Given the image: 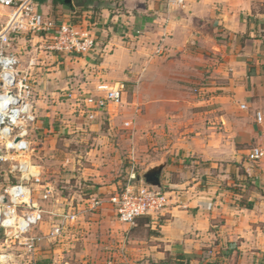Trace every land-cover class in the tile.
Here are the masks:
<instances>
[{
    "label": "crops",
    "instance_id": "0c3cea01",
    "mask_svg": "<svg viewBox=\"0 0 264 264\" xmlns=\"http://www.w3.org/2000/svg\"><path fill=\"white\" fill-rule=\"evenodd\" d=\"M170 1L176 0H64L55 7L54 0H38L48 19L91 24L100 41L93 54L65 56L46 51L33 36L34 48L40 45L32 53L41 59L28 66L34 127L42 129L57 114L68 132L88 126L100 132L108 120L115 137L125 121L134 134L132 144H77L85 152L75 158L85 165L79 177L92 190L84 194L89 198L62 195L68 212L76 211V197L82 203L78 222L43 253L54 264H167L168 256L208 264L225 247H236L243 264H264V172L245 173L259 134L255 114L264 116V14L253 11L264 0ZM0 9L6 22L9 11ZM22 49H15L20 60ZM119 82L125 85L121 104L98 110L84 104L98 84ZM231 162L244 171L242 193L217 179L226 177ZM123 168L128 184L136 177L132 184L167 193L159 216L138 218L135 226L118 220L111 198L119 194ZM148 176L157 184L148 185ZM40 187L50 195L46 189L54 188L49 181ZM246 191L251 195L243 203ZM96 200L101 206L92 209ZM38 229L35 237L47 239L45 245L56 240L49 228Z\"/></svg>",
    "mask_w": 264,
    "mask_h": 264
},
{
    "label": "built area",
    "instance_id": "2783aa9c",
    "mask_svg": "<svg viewBox=\"0 0 264 264\" xmlns=\"http://www.w3.org/2000/svg\"><path fill=\"white\" fill-rule=\"evenodd\" d=\"M183 2L176 0L170 1V4L181 5ZM0 8L9 11L6 22L0 28V144L3 145L0 167L13 160L16 162L13 170L22 178V182L9 186L0 196V231L5 245L13 243L30 255V261L19 264H37L33 262L32 254L41 238L29 235L44 220V211L32 202V189L23 182L24 179L30 182L40 175L33 171L36 167L30 159L26 160L31 151V129L37 121L35 88L31 72L29 68L23 69L15 45L21 36L32 35L42 39L46 51L82 56L95 53L100 40L91 24L86 27L66 21L55 25L39 12L38 0H0ZM33 66L31 61L29 67ZM124 92V83H100L96 86V95L86 98L84 104L91 110L103 109L109 104L119 105ZM66 97L71 100L73 94L67 93ZM241 108L245 110L247 106L242 105ZM89 113V118L93 119V112ZM255 123L259 134L246 155V176L254 171L264 172V116L261 112H256ZM126 125L130 126V123ZM131 180H136V177H131ZM48 195L44 198L47 199ZM111 203L120 222L135 226L138 218L159 216L168 207L169 197L165 192L129 183L122 193L111 198ZM100 206L101 202L96 200L92 209ZM60 218V223L51 233L52 237L62 236L67 226L79 219V214L66 212ZM18 257L21 258L14 253L1 254L0 264H10Z\"/></svg>",
    "mask_w": 264,
    "mask_h": 264
},
{
    "label": "rangeland",
    "instance_id": "374dc122",
    "mask_svg": "<svg viewBox=\"0 0 264 264\" xmlns=\"http://www.w3.org/2000/svg\"><path fill=\"white\" fill-rule=\"evenodd\" d=\"M253 11L254 14L258 12L264 14V3L259 2L254 4ZM4 16L5 11L0 9V28L5 22ZM52 21L57 26L63 22V20L59 18L58 21ZM22 37L23 38H20L17 42L18 44L16 43L15 49L17 48V45L23 46L20 57L23 69H25L28 68L29 63L31 62L30 60L35 57L34 52L32 53L33 49H36L40 44H37L36 48H34L33 43H31V39H34L32 35H25ZM35 58L41 61L38 56ZM43 110L45 109L43 108ZM58 112L59 111H57V113ZM131 120H135V118L131 117L128 119V121ZM43 123L45 124V122ZM46 124L47 125L42 127V129H38V127L34 126L32 127L29 138L31 142V151L28 153V156H26V160L30 159L32 165L36 167L33 171L35 173H39L40 175L39 177L32 179L30 182L25 179L23 182L32 189V202L38 204L39 208L44 211V220L35 228L40 230L38 227L43 226L42 230L49 228L48 231L50 230L53 232L55 226L60 223V217L68 212V209L70 208L65 202L61 203L60 199L62 195H70V193L75 192L81 194L82 198H89V195H85L87 196L85 197L84 194H87V192H91L92 190V188L88 187L89 184L81 181L82 179L79 177L83 174L80 169L83 170L85 165L83 163H76L75 158L80 160L78 159V156L85 154V152H83L84 148L78 150L79 147L77 144H132L131 141L134 139V134L133 131L128 129L129 127L126 125L127 121L122 123L124 129L121 124L116 127L117 130H120L118 133L115 132L117 135L116 137L114 136V133H110L111 126L108 120H104L100 132L90 130L89 126L86 130L79 133L68 132L69 129L64 127L63 121L57 114H54L53 118L47 117ZM133 127L136 128V122H134ZM2 146L3 145L0 144V150L3 148ZM15 164V161L10 160L0 167V196L4 195V191L9 186H15L22 182L21 174L13 170ZM118 175L119 180H121V185H119L120 187H118L116 193L120 194L124 191L126 185L128 184V180L126 178L127 173L124 168L118 171ZM224 175L226 176L224 179H220V177L217 178L218 180H222V187L230 188L235 192L242 193L245 187H243V185L246 181H244V171L241 166L238 165V163L231 162L229 169ZM214 177H217L216 174H214ZM45 181L53 183L54 188L51 191L49 188L46 189L51 192V195L43 192V187H40L41 184H45ZM132 183L135 184V180ZM136 185L139 186L140 184ZM250 193L251 192L246 191L244 193V199L242 198L240 200H242L243 203H245V201L247 202L249 196L251 195ZM45 195H48L47 199L44 198ZM82 198L80 196L76 197L73 205H71V207H74L76 211L78 210V205L82 203ZM240 200L237 202L241 203ZM76 222H78V220ZM34 229L31 231L29 236L34 237L37 235L36 230ZM42 236L45 235L42 234L41 237ZM53 237L56 240L51 242L49 241L50 245L48 246L45 245V242L48 240L44 238L36 244V250L38 249V251L36 252L35 250L32 254L33 257L31 256L34 260L33 262H36L37 264H48L49 262H52L54 264V260L50 257H47L48 261L42 257L45 256L43 253L47 250L53 251L57 245L60 244L58 241L61 239V236ZM26 252L27 251L25 250L23 251L22 249H19V246L14 245L13 243L5 245L2 232L0 231V255L4 253H14L21 257L11 261L10 264L23 263L22 261L25 260L26 262L27 260L30 261V255ZM240 258L241 252L236 247H225L224 251L220 255H216L215 260L209 262L208 264H243L241 263Z\"/></svg>",
    "mask_w": 264,
    "mask_h": 264
},
{
    "label": "trees",
    "instance_id": "16d2710c",
    "mask_svg": "<svg viewBox=\"0 0 264 264\" xmlns=\"http://www.w3.org/2000/svg\"><path fill=\"white\" fill-rule=\"evenodd\" d=\"M57 5H59V6L61 5V7H62L64 5V0H54V6L56 7ZM149 221L150 220H147V221L145 220V221H143V224H147V223H149ZM138 223H141V221L139 220ZM184 260H185V258L181 257V256H176V257L168 256L166 262H167V264H184ZM188 263H189V261H188Z\"/></svg>",
    "mask_w": 264,
    "mask_h": 264
},
{
    "label": "water",
    "instance_id": "95a60500",
    "mask_svg": "<svg viewBox=\"0 0 264 264\" xmlns=\"http://www.w3.org/2000/svg\"><path fill=\"white\" fill-rule=\"evenodd\" d=\"M65 3L66 4H70L71 3V0H65ZM148 185L149 184H157V181L156 180H154V178H153V176L152 177H150V176H148L147 178H146V181H145ZM142 185H145V186H147L146 184H144V183H141ZM155 191H160V190H155Z\"/></svg>",
    "mask_w": 264,
    "mask_h": 264
}]
</instances>
